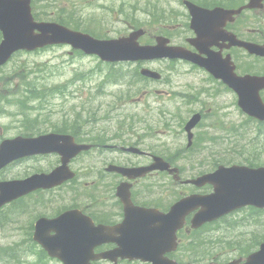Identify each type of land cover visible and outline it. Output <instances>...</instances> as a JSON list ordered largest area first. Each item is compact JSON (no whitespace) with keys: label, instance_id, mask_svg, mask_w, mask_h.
Here are the masks:
<instances>
[{"label":"rangeland","instance_id":"obj_1","mask_svg":"<svg viewBox=\"0 0 264 264\" xmlns=\"http://www.w3.org/2000/svg\"><path fill=\"white\" fill-rule=\"evenodd\" d=\"M35 1V9L42 16L46 18H59L63 19L66 22H72L74 26L79 28H87L89 30L93 29L103 36L104 34H108L109 36H114L116 34H120L119 32H123L128 28L127 23H132L135 25H139L143 22L151 34L157 33H165L169 34L171 32H176L177 28L171 30L173 26H176L179 22H184L182 19H179L180 15L177 16L176 12L172 8H177L178 11H181L184 14V7L181 4V0H34ZM160 17L163 19L158 21ZM127 25V26H126ZM92 31V30H91ZM69 47L68 46H54L49 47L44 50L35 51V52H20L13 56V58L8 62L5 66L0 69V82H2L5 87V91L11 90L15 99L13 104L16 103V97L18 94V90H20L23 85L24 77L29 75L30 78L35 80L37 77L41 78V76H45L43 78L44 82L48 85H58L65 84L63 86V92H59L55 89H51L50 92L44 94L42 98V102L34 101L31 103L33 106H44L41 110H75L73 104L79 105V101L81 95H86V87L85 86H93L90 88L91 91L95 90V86L101 80V75L97 74L93 76L92 83H88L87 81H77L76 84H67L73 77L74 73L79 72H87L90 69H94L97 67V59L95 57L86 56L84 58L75 56L72 58L71 55H68ZM36 66V68H35ZM103 67V66H102ZM100 67V68H102ZM149 67L168 73L170 78V83L167 85L168 90L180 91L187 82L193 81L196 77V84L201 85V77L204 73L201 71H190L186 69H182L180 73L170 72L169 65L163 63H154L153 65H149ZM103 76V75H102ZM194 82V81H193ZM193 82L189 84V87H192ZM0 83L2 89L3 86ZM34 84V83H33ZM41 84V83H38ZM111 88H118L112 87ZM111 91V89H109ZM149 93L137 96L139 97L136 105L137 109L133 108H125L124 110H143L145 114L149 113V110H153L156 104L157 99H162L163 95L157 94L156 90H164L162 87H158L156 85H151L149 88ZM113 92V90L111 91ZM73 95V96H72ZM111 93L107 94L105 98L107 100L111 99ZM134 96L137 93H133ZM219 95H222L219 96ZM214 100H206L207 107H213L220 103L222 106V110H205L204 117L202 118L203 125L200 130L202 131V127L207 126L209 124L213 125L215 128L221 127L222 121H230L235 124L240 130L241 143L230 144L229 142H223L222 145L214 148L216 151L212 152V155L208 154V150L206 151H197L193 153V157L199 161H207L212 158L222 159V157L226 156L230 149H235L239 151L240 149L243 152H249V154L253 155L256 158V161L259 163H264V144H249L248 140H252L254 134L250 128L245 123L243 116L240 114L239 110H237V106L235 104V96L226 92L224 88H222V92L217 94ZM135 97V98H137ZM220 100V101H219ZM118 102L114 100L110 101L106 109L104 110H113V107L117 106ZM163 106L165 103L160 102ZM198 107L197 104H194V108ZM7 110H18L17 106H9ZM165 112V116L161 115L158 111H153L152 113L146 115V120L150 123L151 131L154 135L159 137V143L155 147L156 151H162L163 145L166 142H174L177 139L178 147L183 146L185 142V138L180 135L179 123L182 122L184 115L187 114V109L183 108L180 110H170L171 117L167 113L166 110H161ZM62 118L58 117V113H45L41 114L38 120L39 125L43 127H48L50 125H59L60 120ZM68 119V118H66ZM69 120V119H68ZM4 123H9V120L3 119ZM17 123V121H16ZM245 124V125H241ZM18 126V125H17ZM38 126V125H37ZM39 126L38 128H40ZM164 127L167 129L164 131ZM121 131H124L126 127L123 125H119ZM82 131V129H80ZM208 133V132H207ZM215 133H219L223 135L219 130L210 131L209 134L216 135ZM98 135L99 133H95ZM217 136V135H216ZM179 137V138H178ZM264 143V141H262ZM192 153V151H189ZM98 150H93L89 153L87 157H81L80 160L77 161L75 167L77 166H93L97 165L95 161L94 155L99 154ZM222 157H221V156ZM90 156V157H89ZM189 156V155H188ZM190 157V156H189ZM84 160V161H83ZM186 171L183 173L184 176H191L195 174V171H192L189 167H185ZM93 176L90 174L83 177L84 182H89ZM66 202L69 203L71 199L74 197L73 190L68 191V187H66ZM55 207V206H54ZM54 207L49 208L50 210ZM250 224H247V228L249 229ZM261 225L264 226V223ZM222 227H226L225 223H221ZM10 228V227H9ZM7 228L2 230V234H10V229ZM257 230L261 231L264 234V227H259ZM228 232V229H225ZM220 232V231H219ZM222 232V231H221ZM15 235H25L26 233L21 230H15L11 232ZM252 238V237H251ZM1 245L5 244V238L0 239ZM222 248V247H221ZM219 254V249L217 251ZM221 255V254H219ZM1 258H4L3 256ZM6 262V259L4 260ZM3 262V263H4ZM9 261L6 263L8 264Z\"/></svg>","mask_w":264,"mask_h":264},{"label":"water","instance_id":"obj_2","mask_svg":"<svg viewBox=\"0 0 264 264\" xmlns=\"http://www.w3.org/2000/svg\"><path fill=\"white\" fill-rule=\"evenodd\" d=\"M28 0H0V28L3 30L4 39L0 43V65L4 63L11 53L17 49L23 48L33 50L47 44L70 43L76 48H81L85 53L97 54L103 60L121 61L135 60L142 57H150L156 51L141 50L133 46H128L125 41L104 42L96 41L86 35L75 33L64 29L56 24H35L29 14ZM37 29L40 33L35 34ZM168 54L169 52H164ZM223 79H225L222 76ZM229 78L226 79V82ZM242 90L238 91V83L230 82L231 86L242 97H256L255 85L251 80L244 81ZM246 102L245 100H243ZM250 109L249 103H244ZM254 114V112H253ZM264 110H260L258 118H264ZM8 151L15 157L47 152H58L62 155V162L65 165L70 157H73L84 146L74 145L69 137L57 135H48L35 139H16L7 142ZM223 177L215 182L219 192L217 194L201 197V204L206 206L207 210L214 211L221 207L222 213L231 210L241 204L252 203L260 205L264 203V186L260 182L264 179V169H248L245 167L233 166L228 169L222 168ZM69 176V175H68ZM63 172V166L55 170L48 177L32 178L26 182L20 183V188L14 189V193L8 192L0 197V205L16 196L18 192L26 191L42 185L50 186V180L60 182L68 177ZM209 178L206 175L204 179ZM16 184V183H15ZM215 205V206H214ZM128 252L135 255H141L142 249L134 245H128ZM264 259V250L261 255L253 256V260Z\"/></svg>","mask_w":264,"mask_h":264},{"label":"flooded vegetation","instance_id":"obj_3","mask_svg":"<svg viewBox=\"0 0 264 264\" xmlns=\"http://www.w3.org/2000/svg\"><path fill=\"white\" fill-rule=\"evenodd\" d=\"M219 1L222 3V0H219ZM225 1H230V0H225ZM222 5L224 7H228V8L234 7L233 3L230 4V5L222 3ZM260 9H261V11H263V13L260 15L258 20L263 25H258L257 27L254 28V30H252V34H253V38L252 39H253V41L255 43H257L259 45H263L264 44V3H263V5H262V7ZM238 17H239V15L234 17L232 22L229 24V25H231V28H240L241 27V22L239 21ZM1 125L2 124L0 123V140H1V137H2V127H1ZM33 158L34 157H30V158L27 157L26 159L15 161V162L7 165L6 167L0 169V179L2 177L3 178L9 177V176H6L8 173L4 172L5 170H7L9 168L16 169L17 173H19V175H21V176H25V175L29 174V172L33 169V164H32ZM101 248H103V249L104 248H108V246H103ZM105 262H106L105 260H95L93 262V264H108V263H105ZM52 264H59V262L57 260H55ZM116 264H127V262L119 260Z\"/></svg>","mask_w":264,"mask_h":264},{"label":"trees","instance_id":"obj_4","mask_svg":"<svg viewBox=\"0 0 264 264\" xmlns=\"http://www.w3.org/2000/svg\"><path fill=\"white\" fill-rule=\"evenodd\" d=\"M23 90H24V96L26 95V98H28V94L32 93L33 94V96H32L33 99H38V96H37L38 92L39 93H47L48 92L46 90V86L42 87L41 85L39 86L36 83L33 84V81H31V80H28V81L24 82V89ZM98 92H100V90ZM90 97H93V94L87 95V101H86L87 103H88V100H89V102H91V99H89ZM82 106H84V105H82ZM85 109H86L85 107H82V110H85ZM80 117H81V114L78 112L76 114V116L73 118V124H71L69 127H66V126L60 127L59 128L60 132L78 133L77 131H75V127H76L77 124H79V126H81V124L79 123V118ZM250 164H252V163H250Z\"/></svg>","mask_w":264,"mask_h":264},{"label":"bare ground","instance_id":"obj_5","mask_svg":"<svg viewBox=\"0 0 264 264\" xmlns=\"http://www.w3.org/2000/svg\"><path fill=\"white\" fill-rule=\"evenodd\" d=\"M247 210L249 211H255V208H252V207H245Z\"/></svg>","mask_w":264,"mask_h":264}]
</instances>
